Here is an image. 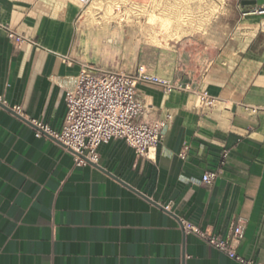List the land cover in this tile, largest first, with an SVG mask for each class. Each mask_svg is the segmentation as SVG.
Listing matches in <instances>:
<instances>
[{
  "label": "crops",
  "instance_id": "0c3cea01",
  "mask_svg": "<svg viewBox=\"0 0 264 264\" xmlns=\"http://www.w3.org/2000/svg\"><path fill=\"white\" fill-rule=\"evenodd\" d=\"M263 6L0 0V96L25 115L0 103V264H240L186 233L181 219L222 237L243 219L237 251L264 263V14H243ZM85 66H144L219 101L203 109L190 91L140 85L145 119L174 115L158 147L141 157L111 139L98 149L99 166H77L55 139L36 137L30 120L61 131L67 106L58 77Z\"/></svg>",
  "mask_w": 264,
  "mask_h": 264
},
{
  "label": "built area",
  "instance_id": "2783aa9c",
  "mask_svg": "<svg viewBox=\"0 0 264 264\" xmlns=\"http://www.w3.org/2000/svg\"><path fill=\"white\" fill-rule=\"evenodd\" d=\"M88 5L91 0H77ZM264 14V6L243 14ZM10 39L22 43L27 39L15 30L7 29ZM58 83L65 88L67 114L61 131L53 130L49 124L31 119L36 137L49 136L70 151L77 166H99V147L111 139H123L137 155L150 157L163 140L174 115L166 111L156 120L145 119L146 104L139 96L140 85H154L165 94L174 91H190L197 97L203 109L217 106L218 97L208 89L194 87L190 82L150 73L144 66L134 71L123 69H94L83 67L75 76H59ZM0 103L15 114L25 116L21 105L9 106L0 96ZM186 158V150L181 153ZM227 159L228 151L222 154ZM223 161V160H222ZM221 168L206 172L202 180L211 184L220 175ZM167 208L170 205L166 206ZM245 221L238 219L227 237L202 230L199 226L181 219L186 233L199 236L209 245L226 254L240 264H264L238 253L237 242L244 236Z\"/></svg>",
  "mask_w": 264,
  "mask_h": 264
},
{
  "label": "rangeland",
  "instance_id": "374dc122",
  "mask_svg": "<svg viewBox=\"0 0 264 264\" xmlns=\"http://www.w3.org/2000/svg\"><path fill=\"white\" fill-rule=\"evenodd\" d=\"M91 2H92V0H91ZM91 9V8H90ZM106 36V37H105ZM104 37V38H103ZM107 35L106 34H102V39H104V40H107ZM117 37L120 39V40H124V34H118L117 35ZM152 37V40H151V42H150V49H149V51H148V54H149V56L151 57V59H153V60H155V56H156V47H157V44H158V42H157V40H156V35H152V36H150V38ZM151 47H153V48H151ZM130 50H132V55H133V57H135V55H136V53H138L139 52V50H137V49H130ZM118 52H120V51H118ZM130 51H128L127 53H129ZM121 53L124 55L125 54V49H123L122 51H121ZM138 66H134V68H133V66H129V67H127V68H124V67H122V68H110V69H123V70H126V71H134L136 68H137Z\"/></svg>",
  "mask_w": 264,
  "mask_h": 264
}]
</instances>
